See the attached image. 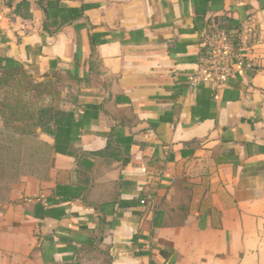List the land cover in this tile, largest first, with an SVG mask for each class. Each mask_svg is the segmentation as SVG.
Here are the masks:
<instances>
[{"label": "crops", "instance_id": "obj_1", "mask_svg": "<svg viewBox=\"0 0 264 264\" xmlns=\"http://www.w3.org/2000/svg\"><path fill=\"white\" fill-rule=\"evenodd\" d=\"M248 15L264 54V0H0V72L72 115L0 197V264H264V60L189 85Z\"/></svg>", "mask_w": 264, "mask_h": 264}, {"label": "built area", "instance_id": "obj_2", "mask_svg": "<svg viewBox=\"0 0 264 264\" xmlns=\"http://www.w3.org/2000/svg\"><path fill=\"white\" fill-rule=\"evenodd\" d=\"M211 29L205 30L197 72L190 86L200 82L223 85L229 78L243 77L260 68L259 63L264 60L263 41L253 15L246 16L238 27L225 30L213 26Z\"/></svg>", "mask_w": 264, "mask_h": 264}, {"label": "trees", "instance_id": "obj_3", "mask_svg": "<svg viewBox=\"0 0 264 264\" xmlns=\"http://www.w3.org/2000/svg\"><path fill=\"white\" fill-rule=\"evenodd\" d=\"M213 26L218 29L225 30H229L231 28V25L227 22V20H215L206 30H208V32L211 31V27ZM18 83H22L24 88V90L21 91L22 98H26L25 100H28L30 95L31 98L36 99L37 101L39 100V105L41 102H45V99L48 96L53 94V92H51L52 84L48 82H34L18 65H11L7 67V69L5 68V70L0 72V90L3 85L12 89ZM25 100H21L23 101L21 102L23 105L22 109H19L20 101L18 100V106H11L7 104L0 105V117H2L3 120H5L4 118H8L4 124L10 125L15 122H21L20 125L17 126L18 130L22 127V131L19 133L21 136L29 134L35 136V129L40 128L43 133L51 135L55 142L59 137L69 133L70 130L69 128L66 129V127H68L72 118L71 114L60 111L58 108L54 107L52 103H44L40 106L34 104L31 106L30 103H26ZM27 123L30 125H27ZM22 124L23 126H21ZM52 127H54V130H52Z\"/></svg>", "mask_w": 264, "mask_h": 264}, {"label": "rangeland", "instance_id": "obj_4", "mask_svg": "<svg viewBox=\"0 0 264 264\" xmlns=\"http://www.w3.org/2000/svg\"><path fill=\"white\" fill-rule=\"evenodd\" d=\"M52 84L51 86V92L53 94H57L58 88L60 87L57 82L55 83H50ZM23 85L22 83H18L13 87L12 89L9 88L6 85H3V87L0 90V105H16L18 106V101H20V107L19 109L23 108V105L21 104V100H25L26 98H22L21 91H23ZM11 95V96H9ZM15 98V99H14ZM26 103H30L31 106L34 104H37V106H40L41 104H48L50 102H41L39 105V100L37 101L36 99L31 98L29 95V99L25 100ZM53 104V102L51 101ZM21 118V117H20ZM3 120L2 117H0V121L2 123V126L0 125V197L2 196L3 192L5 189L8 188L9 181L12 176H14L18 171L20 166H23L24 162H21L25 154H28V152H31L33 150L31 145V141L35 136L33 135H26V136H21L19 133H21V129L18 130L17 126L20 125V123H13V124H4L6 119L4 118ZM27 125H30L27 123ZM23 126V124L21 125ZM25 141V142H24ZM42 154L46 155L45 151H42ZM27 164V163H25Z\"/></svg>", "mask_w": 264, "mask_h": 264}]
</instances>
